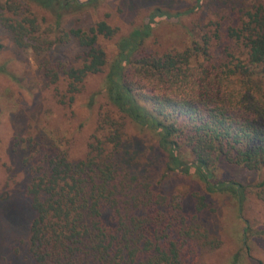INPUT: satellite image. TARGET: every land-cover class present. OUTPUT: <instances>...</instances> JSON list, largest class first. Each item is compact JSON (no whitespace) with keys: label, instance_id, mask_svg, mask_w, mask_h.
<instances>
[{"label":"trees","instance_id":"trees-1","mask_svg":"<svg viewBox=\"0 0 264 264\" xmlns=\"http://www.w3.org/2000/svg\"><path fill=\"white\" fill-rule=\"evenodd\" d=\"M201 1L183 12L156 9L142 27L119 36L105 20L55 35L65 12L83 7L79 0H5L0 22L19 48L41 54L72 42L82 51L47 71L52 84L63 83L70 104L90 77L103 75L98 94L110 107L99 116L102 136L95 135L85 157L71 159L54 145L33 168L24 192L34 213V264H203L202 256L221 241L199 218L206 197L186 215L182 197L159 189L173 175H194L207 194L234 199L242 215L250 188L264 202V3L230 29L233 44L220 56L207 36L182 51L145 48L161 20L177 22ZM29 5L50 13L54 29L45 31ZM116 38L110 54L102 42ZM127 121L157 137L165 164L156 181L133 169ZM222 164L259 178L251 187L218 177Z\"/></svg>","mask_w":264,"mask_h":264},{"label":"rangeland","instance_id":"rangeland-1","mask_svg":"<svg viewBox=\"0 0 264 264\" xmlns=\"http://www.w3.org/2000/svg\"><path fill=\"white\" fill-rule=\"evenodd\" d=\"M80 3L82 8L65 12L55 35L73 28L88 30L105 20L118 29L119 36H128L147 23L156 9L176 13L198 5L197 0H80ZM262 3L264 0H202L195 13L184 15L177 22L161 20L145 48L158 53L182 51L193 41L200 42L207 36L212 38L211 51L220 56L233 44L230 29L240 27L246 20L245 13ZM5 5V0H0V8ZM28 8L39 15L45 31L54 29L55 18L50 13L33 5ZM117 39L102 42L108 53L116 52ZM0 44L3 45L0 50V264H34L29 254L34 213L24 192L34 175L33 168L46 154L54 152V145L61 147L71 159L85 157L89 143L95 135H101L99 116L110 107L98 94L103 75L90 77L84 92L73 104L64 96L63 83L52 84L48 78L47 71L53 63L73 60L82 52L72 47V42L37 54L19 48L0 22ZM92 96L95 100L90 104ZM124 131L130 140L128 150L135 163L133 169L156 181L165 164L157 137L129 121ZM218 177L232 178L251 187L259 178L251 171L228 164L221 165ZM159 189L182 197L186 215L194 213L200 197H206V207L199 218L221 241V246L205 253L203 264H233L238 255L241 264H259V260H264V202L253 188L249 189L243 215L234 199L207 194L194 175H173ZM245 237L249 238L247 247L243 243Z\"/></svg>","mask_w":264,"mask_h":264},{"label":"water","instance_id":"water-1","mask_svg":"<svg viewBox=\"0 0 264 264\" xmlns=\"http://www.w3.org/2000/svg\"><path fill=\"white\" fill-rule=\"evenodd\" d=\"M80 1V0H79Z\"/></svg>","mask_w":264,"mask_h":264}]
</instances>
